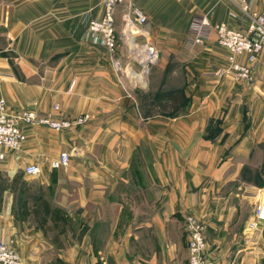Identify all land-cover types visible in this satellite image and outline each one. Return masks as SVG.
<instances>
[{
	"label": "crops",
	"instance_id": "0c3cea01",
	"mask_svg": "<svg viewBox=\"0 0 264 264\" xmlns=\"http://www.w3.org/2000/svg\"><path fill=\"white\" fill-rule=\"evenodd\" d=\"M246 1L264 11L262 0ZM125 3L146 14V32L126 40L119 7L116 56L128 58L131 40L159 53L155 77L137 85L117 75L106 46L85 39L102 0H0V97L8 108L58 104L67 117L91 116L62 131L23 126L24 144L0 158V240L26 264H189L185 218L194 215L215 264H264L256 214L264 185L245 177L246 167L264 163V49L253 82L237 80L216 32L196 42L192 29L201 18L246 27L240 0ZM179 91L188 101L182 110L146 104L149 94L173 99ZM80 147L84 154L74 156ZM68 151L70 164L53 168ZM30 164L40 173L26 174Z\"/></svg>",
	"mask_w": 264,
	"mask_h": 264
},
{
	"label": "built area",
	"instance_id": "2783aa9c",
	"mask_svg": "<svg viewBox=\"0 0 264 264\" xmlns=\"http://www.w3.org/2000/svg\"><path fill=\"white\" fill-rule=\"evenodd\" d=\"M125 0H102L103 13L100 17L89 19L85 32V39L92 44L106 46L112 54V64L117 75L123 80L126 77L132 85L146 81L151 67L159 59V53L150 42H130L128 58L123 60L116 56L118 47V34L115 21V11L118 4ZM264 6V0H262ZM240 8L248 17V25L244 28H233L226 23L212 25L206 18L194 22L193 32L195 41L202 42L213 31L217 34V40L221 46L230 52L231 70L237 80L252 83L255 77V68L259 54L264 49V11L251 8L246 0H240ZM125 37L130 39L132 35L129 28L135 26L138 33H145L144 26L147 23L146 14L139 8H129L124 14ZM237 55H246L247 61L236 60ZM139 66L137 69L135 67ZM224 71V70H223ZM91 119L89 114H82L70 118L61 113L60 106L56 104L51 111L23 109L10 110L4 98L0 97V158H4L6 150H18L27 139L24 125H38L57 131L72 129L87 123ZM72 154L62 152L53 159V168L66 167L70 164ZM25 173L36 175L40 173V167L30 164L25 167ZM258 219L264 221V202L256 207ZM185 228L188 231L189 240V264H215L207 252L206 226L194 215H187ZM0 264H26L21 255L14 250L5 240H0Z\"/></svg>",
	"mask_w": 264,
	"mask_h": 264
},
{
	"label": "rangeland",
	"instance_id": "374dc122",
	"mask_svg": "<svg viewBox=\"0 0 264 264\" xmlns=\"http://www.w3.org/2000/svg\"><path fill=\"white\" fill-rule=\"evenodd\" d=\"M124 5V6H123ZM124 7L123 8V20H124V14L129 10V8H134V7H137L135 5H127L124 2L120 3L117 5L116 7V11L119 7ZM252 8V7H251ZM253 9V8H252ZM115 11V13H116ZM124 24H125V21H124ZM221 46V45H220ZM222 47V46H221ZM226 49V48H225ZM227 50V49H226ZM229 53V52H228ZM153 66L151 67V71L149 73V76L152 77V75L155 77L156 75V72H155V75L153 74ZM231 71V70H230ZM232 72V71H231ZM157 78V77H156ZM162 78L161 77H158V81H160ZM157 81V82H158ZM153 94V93H152ZM164 95V97H162L161 99H154L155 96H151V94H149L146 99V104L148 105V107H160V108H163L165 111H169V112H175V111H178V110H182L183 108H185L187 106V99L185 97V95L182 93V92H177L175 93L173 96L174 98L173 99H167L166 96L169 95L167 92L162 94V93H157V96L159 95ZM155 95V94H154ZM168 97V96H167ZM170 97V96H169Z\"/></svg>",
	"mask_w": 264,
	"mask_h": 264
},
{
	"label": "trees",
	"instance_id": "16d2710c",
	"mask_svg": "<svg viewBox=\"0 0 264 264\" xmlns=\"http://www.w3.org/2000/svg\"><path fill=\"white\" fill-rule=\"evenodd\" d=\"M173 98H174V96H173ZM245 177L249 180H253L254 182L258 183L259 185H264V163L257 170H252L251 167H246L245 168ZM46 231H47V229H46ZM60 232H63V228L60 230ZM54 242H55L56 246L59 248L63 246V243L60 239L59 234L55 235ZM50 264H66V263L61 259H56Z\"/></svg>",
	"mask_w": 264,
	"mask_h": 264
},
{
	"label": "water",
	"instance_id": "95a60500",
	"mask_svg": "<svg viewBox=\"0 0 264 264\" xmlns=\"http://www.w3.org/2000/svg\"><path fill=\"white\" fill-rule=\"evenodd\" d=\"M129 32L131 34H136V33H138V29L135 26H132V27L129 28ZM83 154H84V149L81 148V147L80 148H75L73 150V155L74 156H81Z\"/></svg>",
	"mask_w": 264,
	"mask_h": 264
}]
</instances>
